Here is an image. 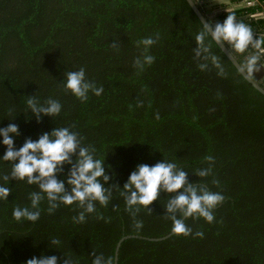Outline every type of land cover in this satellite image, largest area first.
I'll use <instances>...</instances> for the list:
<instances>
[{
	"label": "trees",
	"instance_id": "trees-1",
	"mask_svg": "<svg viewBox=\"0 0 264 264\" xmlns=\"http://www.w3.org/2000/svg\"><path fill=\"white\" fill-rule=\"evenodd\" d=\"M194 1L213 24L231 14L264 36V17H256L264 0L216 14L213 0ZM202 31L186 0H0V128L17 125L15 148L53 127H70L82 145L105 157V187L122 188L137 164L152 166L164 157L187 171L190 183L225 197L211 224L185 220L203 238L150 241L170 233L164 212L169 194L161 192L149 211L141 207L133 215L115 186L109 204L97 203L83 223L73 220L82 210L75 203L49 214L46 200L36 222L16 221L13 207L27 205L38 189L5 181L11 164L0 161V185L11 189L0 201V264H25L41 254L56 256L58 264L66 257L70 264H91L94 255L114 264L125 236L133 237L122 243L118 264H264V96L210 36L204 44L224 73L210 63L200 70L205 61L194 50ZM148 36L156 40L148 50L154 61L139 70L134 61L144 54L140 41ZM226 46L242 65L244 55ZM81 67L86 79L103 87L100 96L90 92L81 101L64 88L66 73ZM30 96L41 103L58 100L61 113L37 123L26 104ZM4 151L0 146V156ZM207 156L213 157L212 172L198 178L195 171L209 166ZM67 173L65 165L57 179ZM53 238L59 246L51 245Z\"/></svg>",
	"mask_w": 264,
	"mask_h": 264
},
{
	"label": "clouds",
	"instance_id": "clouds-1",
	"mask_svg": "<svg viewBox=\"0 0 264 264\" xmlns=\"http://www.w3.org/2000/svg\"><path fill=\"white\" fill-rule=\"evenodd\" d=\"M203 29L204 31L195 36L197 43L195 55L205 61L199 64L200 70H206L210 63L217 69L218 74L224 73L218 58L211 54L204 44L205 36H210L217 45H228L236 53L244 55L242 71L254 85L264 84V77L257 80L253 75L264 69V56L260 54L264 52V36L254 34L249 25L231 14L226 15L222 23L213 24L209 21L203 25ZM155 42L152 36L140 41L144 54L134 61L137 69L143 70L145 65L153 63L154 57L148 54V50ZM63 86L81 101L87 100L90 92L95 96H100L103 92V87H98L86 79L83 67L67 72ZM26 104L37 123L42 116L50 118L58 116L62 108L56 99L49 98L41 103L35 96L28 97ZM18 135L19 130L15 123L10 122L7 127L0 128V146L5 148L0 161L11 164L9 176L3 179L8 181L10 177L29 186L35 185L38 190L29 193L27 205L13 207L12 218L16 221L36 222L41 215V201L46 200L49 214L60 205L67 207L75 203L82 210L73 217V220L83 223L86 215L96 212L97 203L101 207L109 204L112 188L115 186L121 190L125 210L133 215L141 207L149 211V206L159 200L161 192L169 194L164 212L171 221L170 233L175 236L203 238L204 233L202 231L193 233L185 220L199 218L211 224L215 219L214 210L225 200L219 191H210L199 183H190L187 179L189 173L176 162L166 160L164 157L152 166L137 164L122 188L115 184L105 187L110 180L105 171V157L103 160L96 157L95 148L82 145V138L70 127H53L50 132L42 133L36 140L25 139L23 145L17 149L14 147V138ZM205 159L209 166L195 171L194 175L198 178L208 177L212 172L213 157L207 156ZM65 165L68 166L67 176L58 180L57 175L63 173ZM10 192L8 186L0 185V201H7ZM135 227L140 229L142 222L136 221ZM50 243L54 246L60 245V241L55 238ZM50 248L57 250L54 247ZM25 264H58V261L54 255L41 254L39 258L34 256L27 259ZM64 264H70L67 257ZM91 264H113V261L110 257L106 259L103 255H94Z\"/></svg>",
	"mask_w": 264,
	"mask_h": 264
},
{
	"label": "water",
	"instance_id": "water-1",
	"mask_svg": "<svg viewBox=\"0 0 264 264\" xmlns=\"http://www.w3.org/2000/svg\"><path fill=\"white\" fill-rule=\"evenodd\" d=\"M186 1L189 4V6L191 7V9L193 10V12L195 13V15L197 16V18L199 19V21L202 23V25L208 24L209 23L208 18L205 17V15L200 11V9L197 7L195 1L194 0H186ZM222 22L223 21L218 22V23H222ZM218 47L226 55V57L230 60V62L234 65V67L239 71V73L244 77V79L248 83H250L254 87V89H256L259 93H261L264 96V87H262L261 85H258V86L257 85H254V82L247 76V74H245L242 71L241 64L234 57V55L232 54V52L230 51V49L226 45H223V46L218 45ZM262 56H264V52L262 53ZM254 77L257 80H259V78L257 76L254 75ZM171 236H172V234L169 233L168 235H166L164 237L151 238L149 240L150 241H155V242H160V241H163V240H166V239L170 238ZM131 237H133V236H125V237H122L120 239V241L118 242V244L116 246V250H115V262H114V264H118V254H119V249H120L122 243L125 240H127V239H129Z\"/></svg>",
	"mask_w": 264,
	"mask_h": 264
},
{
	"label": "crops",
	"instance_id": "crops-1",
	"mask_svg": "<svg viewBox=\"0 0 264 264\" xmlns=\"http://www.w3.org/2000/svg\"><path fill=\"white\" fill-rule=\"evenodd\" d=\"M213 4L216 8L215 14L224 10H231L241 6L240 4L233 3L232 0H213ZM254 75L259 79L264 77V69H261L259 73H254Z\"/></svg>",
	"mask_w": 264,
	"mask_h": 264
},
{
	"label": "built area",
	"instance_id": "built-area-1",
	"mask_svg": "<svg viewBox=\"0 0 264 264\" xmlns=\"http://www.w3.org/2000/svg\"><path fill=\"white\" fill-rule=\"evenodd\" d=\"M238 4H240L241 6L242 5H245V6H254L256 4V0H243L242 2H240ZM256 17H264V12L258 13L256 15ZM261 53H263V52H261Z\"/></svg>",
	"mask_w": 264,
	"mask_h": 264
}]
</instances>
